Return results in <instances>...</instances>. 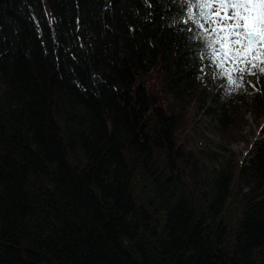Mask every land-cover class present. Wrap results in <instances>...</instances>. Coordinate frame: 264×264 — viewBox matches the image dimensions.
<instances>
[{"label":"trees","instance_id":"1","mask_svg":"<svg viewBox=\"0 0 264 264\" xmlns=\"http://www.w3.org/2000/svg\"><path fill=\"white\" fill-rule=\"evenodd\" d=\"M197 31L184 0H0V264H264V121L215 167L168 99Z\"/></svg>","mask_w":264,"mask_h":264},{"label":"rangeland","instance_id":"2","mask_svg":"<svg viewBox=\"0 0 264 264\" xmlns=\"http://www.w3.org/2000/svg\"><path fill=\"white\" fill-rule=\"evenodd\" d=\"M210 54L198 59L197 86L185 91L181 100L170 94L168 99L186 111L190 149L200 153L205 163L219 167L225 161L240 163L249 157L253 142L261 137L258 125L264 121V113L257 118L251 110L257 77L237 87L231 76L224 74V65L217 67L219 55L210 58Z\"/></svg>","mask_w":264,"mask_h":264},{"label":"snow or ice","instance_id":"3","mask_svg":"<svg viewBox=\"0 0 264 264\" xmlns=\"http://www.w3.org/2000/svg\"><path fill=\"white\" fill-rule=\"evenodd\" d=\"M184 3L188 8V19L195 28L205 30L211 36L209 39L208 35L196 33V38L205 44L204 54H208V49H211L210 58L218 54V68L235 65L238 86L244 83L247 70L239 67L240 64L257 70L250 72L251 75H264V67L260 66L264 64V0H184ZM193 8L199 11L193 14ZM212 62L216 63L215 60Z\"/></svg>","mask_w":264,"mask_h":264}]
</instances>
